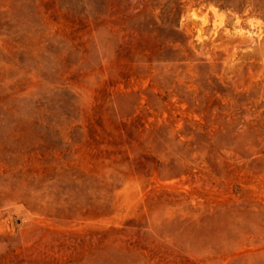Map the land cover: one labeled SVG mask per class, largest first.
I'll return each instance as SVG.
<instances>
[{
    "label": "rangeland",
    "instance_id": "rangeland-1",
    "mask_svg": "<svg viewBox=\"0 0 264 264\" xmlns=\"http://www.w3.org/2000/svg\"><path fill=\"white\" fill-rule=\"evenodd\" d=\"M0 264H264V0H0Z\"/></svg>",
    "mask_w": 264,
    "mask_h": 264
}]
</instances>
